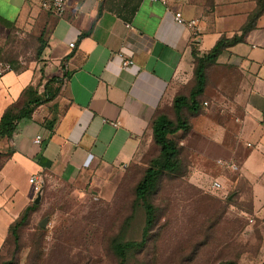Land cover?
<instances>
[{
	"label": "crops",
	"instance_id": "1",
	"mask_svg": "<svg viewBox=\"0 0 264 264\" xmlns=\"http://www.w3.org/2000/svg\"><path fill=\"white\" fill-rule=\"evenodd\" d=\"M176 12L195 28L176 23ZM0 18L10 23L0 22V46L7 32L22 34L33 58L0 73V116L27 89L42 101L0 137V240L36 198L29 177L82 183L130 163L151 140L154 116L192 79L191 49L205 53L233 35L207 71L232 73L237 113H246L237 140L247 150L237 160L220 125L202 132L216 147L207 154L233 162L253 205L264 203V0H68L60 16L33 0H0ZM118 52L132 64L121 67Z\"/></svg>",
	"mask_w": 264,
	"mask_h": 264
},
{
	"label": "rangeland",
	"instance_id": "2",
	"mask_svg": "<svg viewBox=\"0 0 264 264\" xmlns=\"http://www.w3.org/2000/svg\"><path fill=\"white\" fill-rule=\"evenodd\" d=\"M16 40L20 42L17 43ZM1 62L16 68L33 58L22 34L6 41ZM208 71L207 83L195 114L182 110L188 127L177 131L178 166L161 172L146 194L153 206V222L141 247L126 251L122 264H260L264 262V203L255 207L250 186L237 171H221L212 156L215 147L203 134L220 125L228 149L241 159L247 148L237 140V126L246 116L232 98V73ZM205 102V103H203ZM174 121L169 107L163 110ZM191 116V117H190ZM213 133L211 132V136ZM205 150L204 156L199 152ZM158 147L147 141L125 166L97 171L92 181L66 183L55 179L41 182L29 201V210L0 240V263L8 264H117L114 241H138L144 211L134 199V186ZM221 184L210 189V182ZM19 215V216H18ZM11 218V225L20 213ZM46 218L43 227L38 223Z\"/></svg>",
	"mask_w": 264,
	"mask_h": 264
},
{
	"label": "trees",
	"instance_id": "3",
	"mask_svg": "<svg viewBox=\"0 0 264 264\" xmlns=\"http://www.w3.org/2000/svg\"><path fill=\"white\" fill-rule=\"evenodd\" d=\"M0 22L7 28L10 26V23L3 20L2 18H0ZM249 27V24L242 27V32H244ZM13 33L14 32H7L5 35L4 43L0 46V57L7 56L5 44L8 36L13 39ZM237 40L238 37L236 35H233L230 38L221 37L207 52L201 54L192 48V79L185 85V88L181 92L173 96L170 104L167 106L174 115V121L169 118L164 111L156 114L152 119L150 124V141L158 147V155L148 161L140 179L134 186V199L140 203V206L144 211V219L140 238L138 241H114L112 250L118 257L117 264L123 263L127 250L134 247H141L146 240L148 230L153 222V206L146 200V194L151 188H153L157 176L163 171H174L178 166V147L173 140V135L179 130H186L188 127L187 122L180 117L182 110L185 109L192 114H195L199 111L198 99L200 96H202L207 83V70L214 64L215 58L220 53V51L225 46L230 45ZM16 42L19 43L20 41L16 40ZM29 92H31L30 89L25 90L24 94L27 95V99L22 102L18 109H15L14 106H9L1 114L0 137L8 136L14 129L16 121L21 117L27 116L35 105H38L42 102L37 99L36 96H32V93L29 95ZM167 107H164L163 110ZM28 210L29 206L26 205L20 212L19 220L14 222L11 227L10 225L8 226V230L10 228V234L14 239H16L15 227L17 224L22 222ZM0 264L8 263L3 261ZM260 264H264V262Z\"/></svg>",
	"mask_w": 264,
	"mask_h": 264
},
{
	"label": "built area",
	"instance_id": "4",
	"mask_svg": "<svg viewBox=\"0 0 264 264\" xmlns=\"http://www.w3.org/2000/svg\"><path fill=\"white\" fill-rule=\"evenodd\" d=\"M33 1L37 4L38 7H40L44 11L51 13L53 15H56V16H60L63 13L65 6L68 2V0H33ZM147 1L158 2V3H161L163 5L166 4V2H167V0H147ZM173 19L176 23L184 24L185 26H187L189 28H193V27L195 28L193 20L185 21L182 19L180 14L177 12L173 14ZM69 46L72 47V43H69ZM116 56L120 59V66L121 67H126V66H129L132 64V60L124 57L120 52L116 53ZM9 69H10V67H9L8 63L0 61V73L5 72ZM203 103H205V102H203ZM32 142L33 143H39L40 137L38 135H36L35 137H33ZM215 162L223 170L232 171V170L236 169V166L231 161H224V160L217 159ZM28 182L30 184L31 191L36 194L40 189L41 180L36 179L33 176H31V177H29ZM220 188H221V184L219 181L212 180L210 182V189L218 190Z\"/></svg>",
	"mask_w": 264,
	"mask_h": 264
},
{
	"label": "water",
	"instance_id": "5",
	"mask_svg": "<svg viewBox=\"0 0 264 264\" xmlns=\"http://www.w3.org/2000/svg\"><path fill=\"white\" fill-rule=\"evenodd\" d=\"M36 201H37V197L34 199V202H36ZM45 223H46V218H43L39 221L38 225L43 227L45 225Z\"/></svg>",
	"mask_w": 264,
	"mask_h": 264
}]
</instances>
